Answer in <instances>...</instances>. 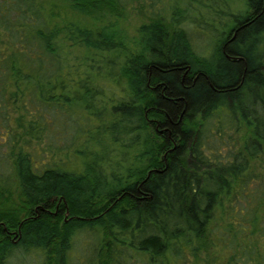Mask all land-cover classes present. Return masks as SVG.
Listing matches in <instances>:
<instances>
[{"label":"trees","instance_id":"16d2710c","mask_svg":"<svg viewBox=\"0 0 264 264\" xmlns=\"http://www.w3.org/2000/svg\"><path fill=\"white\" fill-rule=\"evenodd\" d=\"M16 247L264 264V0H0V264Z\"/></svg>","mask_w":264,"mask_h":264},{"label":"rangeland","instance_id":"374dc122","mask_svg":"<svg viewBox=\"0 0 264 264\" xmlns=\"http://www.w3.org/2000/svg\"><path fill=\"white\" fill-rule=\"evenodd\" d=\"M148 17L149 16L147 15L145 9L137 3L135 7H128L125 11V15L118 17L117 22L122 28L126 29L129 35L133 36L136 33L137 27H139L140 24L148 21ZM212 35L213 33L207 34V32L204 33L201 31L192 32L193 41L200 53L206 55L209 54L211 51L210 45L212 43ZM89 238L82 234L77 235L76 240L74 241L75 246L73 249L74 254L77 257L80 255L88 257L91 254L92 243H90L91 239ZM8 264H45V259L43 253L36 248L25 249L22 247H16L8 259Z\"/></svg>","mask_w":264,"mask_h":264},{"label":"flooded vegetation","instance_id":"af4514ba","mask_svg":"<svg viewBox=\"0 0 264 264\" xmlns=\"http://www.w3.org/2000/svg\"><path fill=\"white\" fill-rule=\"evenodd\" d=\"M238 33V32H237ZM237 35V34H236ZM235 40V38H231L226 44H228V43H231L232 41H234Z\"/></svg>","mask_w":264,"mask_h":264},{"label":"water","instance_id":"95a60500","mask_svg":"<svg viewBox=\"0 0 264 264\" xmlns=\"http://www.w3.org/2000/svg\"><path fill=\"white\" fill-rule=\"evenodd\" d=\"M239 30V28L236 30V32H235V35L233 36V38H235L236 37V34H237V31ZM149 175H150V173H149ZM149 177V176H148Z\"/></svg>","mask_w":264,"mask_h":264}]
</instances>
